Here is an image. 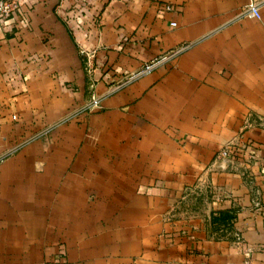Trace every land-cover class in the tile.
<instances>
[{
  "label": "crops",
  "instance_id": "crops-1",
  "mask_svg": "<svg viewBox=\"0 0 264 264\" xmlns=\"http://www.w3.org/2000/svg\"><path fill=\"white\" fill-rule=\"evenodd\" d=\"M0 159V264H264V0H25Z\"/></svg>",
  "mask_w": 264,
  "mask_h": 264
},
{
  "label": "built area",
  "instance_id": "built-area-1",
  "mask_svg": "<svg viewBox=\"0 0 264 264\" xmlns=\"http://www.w3.org/2000/svg\"><path fill=\"white\" fill-rule=\"evenodd\" d=\"M25 2V0H0V26H6L7 23L14 18H17L21 16L22 14V5ZM162 10L163 11H177L178 7L176 5H173L171 3H164L162 5ZM243 13L249 17H255L259 18L260 13H259V5L258 3H255L251 1L248 3L244 10ZM171 25H175L174 22L171 23ZM80 54L85 55L88 59V53L85 52V50H80ZM174 53L170 55H165L159 59L153 60L149 63H146L143 67H141L138 71L130 73L124 81L116 84L114 87L110 89L109 92H112L119 87H121L123 84L126 82L135 79L136 77L140 75H144L146 73H149L152 69H154L156 66L160 65L162 62L167 60L170 56H172ZM90 69L88 68V71ZM104 95H94L92 94L91 99L88 103H86L83 107H81L78 110H74L67 114L62 121H67L77 115L80 112L84 111H92L94 109H99L101 108V101L103 99ZM232 153V148L230 145H225L219 152V156L221 157H228ZM1 160V159H0Z\"/></svg>",
  "mask_w": 264,
  "mask_h": 264
}]
</instances>
